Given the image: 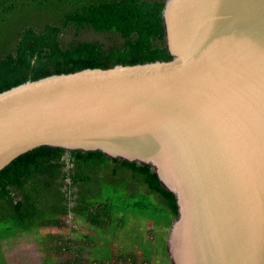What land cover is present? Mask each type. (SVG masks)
Returning a JSON list of instances; mask_svg holds the SVG:
<instances>
[{"label":"water","instance_id":"obj_1","mask_svg":"<svg viewBox=\"0 0 264 264\" xmlns=\"http://www.w3.org/2000/svg\"><path fill=\"white\" fill-rule=\"evenodd\" d=\"M169 60L0 93V172L48 147L151 167L169 264H264V0H165Z\"/></svg>","mask_w":264,"mask_h":264},{"label":"trees","instance_id":"obj_2","mask_svg":"<svg viewBox=\"0 0 264 264\" xmlns=\"http://www.w3.org/2000/svg\"><path fill=\"white\" fill-rule=\"evenodd\" d=\"M164 1L0 0V93L52 74L169 60ZM69 214L95 234L77 229L84 242L77 241L67 233L74 231ZM176 216L174 196L151 167L101 152L42 147L0 172V241L62 231L41 235L42 264L67 254L65 264H153L157 254L165 264V236ZM137 220L150 223L153 240L130 229L123 237L130 240L113 247Z\"/></svg>","mask_w":264,"mask_h":264},{"label":"rangeland","instance_id":"obj_3","mask_svg":"<svg viewBox=\"0 0 264 264\" xmlns=\"http://www.w3.org/2000/svg\"><path fill=\"white\" fill-rule=\"evenodd\" d=\"M69 206H71V204H69ZM66 224L69 226L71 225L72 230L74 229L72 233L70 229H68L67 233L73 234L74 235L73 237L77 238V241L84 242V240L78 236V235H82L83 233L85 235H90V236L95 234L94 232L95 230L90 225H85V224L83 225L82 223H78L76 220H74V218L72 217V214L68 215ZM130 226L131 228L128 227L126 230L123 231V234L120 237L119 243L114 242L112 244L113 247H117V248L123 247L122 243L125 240L127 242L130 240L128 239V237H125L126 239L123 238L124 235L128 233L130 229L131 231H138L139 234L143 233L142 236L145 237L146 239L153 240L152 234H149L148 232L151 229V225L149 222L137 220L134 223H132V225ZM77 229L80 230L82 234L79 232H76ZM49 232L62 233V231L57 228H49V229H44V230H35L27 234L23 233V235L18 236L16 238H7V239L1 240L0 241V264H42V260L45 254L41 251L43 246L39 239L41 235H44ZM161 244H164L163 236H162ZM67 255L68 256L57 257L58 259H57L56 264L58 263L65 264L66 259L69 257V254ZM162 258L163 256L161 255L159 256L157 254L153 264H162L161 263ZM163 261L165 262V264H169L168 263L169 260L168 262H166V259H163ZM127 264H130V263L128 262Z\"/></svg>","mask_w":264,"mask_h":264}]
</instances>
